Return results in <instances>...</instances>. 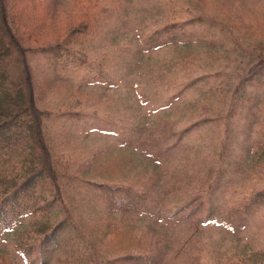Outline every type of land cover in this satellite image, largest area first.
<instances>
[{
  "label": "rangeland",
  "instance_id": "1",
  "mask_svg": "<svg viewBox=\"0 0 264 264\" xmlns=\"http://www.w3.org/2000/svg\"><path fill=\"white\" fill-rule=\"evenodd\" d=\"M6 1L55 172L39 219L84 239L55 264H261L264 0ZM27 226L0 231V264H38Z\"/></svg>",
  "mask_w": 264,
  "mask_h": 264
},
{
  "label": "trees",
  "instance_id": "2",
  "mask_svg": "<svg viewBox=\"0 0 264 264\" xmlns=\"http://www.w3.org/2000/svg\"><path fill=\"white\" fill-rule=\"evenodd\" d=\"M9 9L7 1L0 0V156L12 153L19 156L17 160L2 163L0 231H6L28 218L29 226L15 237L17 252L27 257L35 256L38 264H50L49 260L55 264L52 254L63 249L64 239L73 242V248H78L79 239H84L80 237L77 227L70 228L65 216L54 221L41 222L39 219L42 215L50 219V214L56 217L60 214L52 213L54 200L42 198L39 194L45 180H55V172L43 137L46 115L35 105L26 51L20 45L17 26H14L13 18L16 15L10 13ZM68 49L62 45L48 48L53 53L51 59L54 68H64L65 63L70 64L73 70L78 64L79 59H73V53ZM65 56L71 57V62ZM255 65L257 71L264 67V60L257 61ZM6 165L10 168V174H7L9 170ZM254 254L264 264V249ZM82 260L75 264H80ZM129 261L132 259L128 257L126 262Z\"/></svg>",
  "mask_w": 264,
  "mask_h": 264
}]
</instances>
